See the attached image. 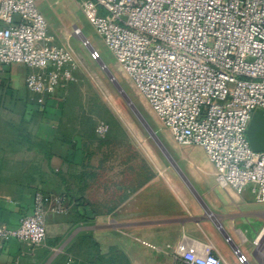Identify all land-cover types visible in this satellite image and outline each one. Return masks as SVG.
I'll return each mask as SVG.
<instances>
[{"label": "built area", "instance_id": "2783aa9c", "mask_svg": "<svg viewBox=\"0 0 264 264\" xmlns=\"http://www.w3.org/2000/svg\"><path fill=\"white\" fill-rule=\"evenodd\" d=\"M40 1L0 0V64L25 65L28 90L47 95L75 81L78 63L52 35ZM78 1L175 142L203 149L217 187L249 190L264 204V151L253 150L247 135L254 113L264 111V0ZM91 57L101 60L95 49ZM51 201L37 192L16 227L0 222V240L44 244ZM236 256L249 262L240 250ZM174 264L229 263L212 243H195L180 246Z\"/></svg>", "mask_w": 264, "mask_h": 264}, {"label": "crops", "instance_id": "0c3cea01", "mask_svg": "<svg viewBox=\"0 0 264 264\" xmlns=\"http://www.w3.org/2000/svg\"><path fill=\"white\" fill-rule=\"evenodd\" d=\"M50 31L63 44L51 27ZM29 73L21 63L0 64V222L16 227L32 212L35 194L41 192L52 199L46 212L48 236L39 246L0 240V264L35 262L44 250L66 251L82 236L104 251L122 250L136 264H174L180 246L195 243H212L221 254L215 244V229L221 233L217 224L227 234L232 222L247 238L252 218L264 207L249 190L242 195L223 189L159 193L157 198L155 193L113 192L112 183L100 179L105 169L89 157L85 138L69 127L71 83L54 94L36 95L26 86ZM58 198L64 213L56 210ZM217 209H225L224 217ZM263 233L264 227L255 244ZM248 260L256 264L249 256ZM229 263L238 264L237 256Z\"/></svg>", "mask_w": 264, "mask_h": 264}, {"label": "rangeland", "instance_id": "374dc122", "mask_svg": "<svg viewBox=\"0 0 264 264\" xmlns=\"http://www.w3.org/2000/svg\"><path fill=\"white\" fill-rule=\"evenodd\" d=\"M41 2L51 30L77 60L75 81L68 89L67 120L71 132L83 136L89 144L93 163L105 169L100 179L112 183L113 192L155 193L154 198L162 196L159 193L223 191L217 187L215 170L203 149L175 142L85 17L81 3L78 0ZM76 27L82 35H74ZM92 49L100 53L101 62L92 59ZM103 63L121 91L106 74ZM217 211L220 218L224 217L221 213L225 209ZM263 227L264 207L252 218V229L245 233L247 238L241 236L239 226L235 228L229 222L225 230L232 241L215 229L218 237L215 244L228 263L240 250L256 264H264V237L258 244L254 243ZM65 250L58 253L44 250L35 262L25 264H136L122 250L104 251L84 236Z\"/></svg>", "mask_w": 264, "mask_h": 264}, {"label": "water", "instance_id": "95a60500", "mask_svg": "<svg viewBox=\"0 0 264 264\" xmlns=\"http://www.w3.org/2000/svg\"><path fill=\"white\" fill-rule=\"evenodd\" d=\"M102 65H103V68L105 69L108 77H110V79L115 83V85L119 89V91H121L120 86L116 82L112 73L107 69V67L104 63ZM123 97H125V96H123ZM124 99H126V101L128 102L127 98H124ZM260 111L263 113H261V115H254L253 116L252 121L249 125L248 132H247L251 147L255 151H264V111L263 110H260ZM217 226L219 227L224 238L226 240L230 241L229 236L221 229V227L218 224H217Z\"/></svg>", "mask_w": 264, "mask_h": 264}, {"label": "bare ground", "instance_id": "6f19581e", "mask_svg": "<svg viewBox=\"0 0 264 264\" xmlns=\"http://www.w3.org/2000/svg\"><path fill=\"white\" fill-rule=\"evenodd\" d=\"M145 99V98H144ZM264 237V233H263V236L259 238V240H257L258 242L261 241V239Z\"/></svg>", "mask_w": 264, "mask_h": 264}]
</instances>
